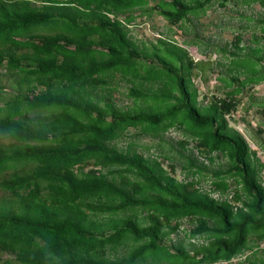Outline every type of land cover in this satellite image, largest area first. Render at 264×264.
Returning <instances> with one entry per match:
<instances>
[{"label":"trees","instance_id":"1","mask_svg":"<svg viewBox=\"0 0 264 264\" xmlns=\"http://www.w3.org/2000/svg\"><path fill=\"white\" fill-rule=\"evenodd\" d=\"M210 1L0 0V264H222L244 251L239 264H264V162L226 118L264 79V18L254 45L238 33L233 49L203 50L207 64L213 51L228 59L216 78L230 88L206 103L203 61L129 32L139 14L177 24ZM121 81L124 106L112 98ZM129 128L157 151L118 148Z\"/></svg>","mask_w":264,"mask_h":264},{"label":"rangeland","instance_id":"2","mask_svg":"<svg viewBox=\"0 0 264 264\" xmlns=\"http://www.w3.org/2000/svg\"><path fill=\"white\" fill-rule=\"evenodd\" d=\"M184 1L189 2V0ZM220 1L211 0L206 5L203 14L197 18L190 16V19L185 22L171 24L162 15L153 10L150 15L139 14L129 25V32L138 43L144 41L149 45L151 42H155L157 37L168 38L185 47L194 61L204 62L202 63L203 71L197 72V76L194 77V84L198 87L199 92L198 100H202L203 103L209 101L212 96L224 97V91L230 89L228 87L221 88L222 81L220 82L216 78L218 74L219 76L225 75L228 59L221 57L220 52L213 51L209 56L210 63L207 64L208 58L203 50L210 48L213 44L220 46L224 43H228V49H233L230 43H232L234 36L238 33L241 36V46H252L254 45L253 36L262 35L259 29L260 25L255 24V20L264 18V0H248L246 2L225 0L223 4H220ZM149 5L152 6L153 3L150 2ZM135 14H138V10L135 11ZM244 16H250L251 20L245 19ZM43 32H45L44 29ZM189 40L193 42L191 43ZM260 41L264 42V39H260ZM217 61L219 63H215ZM4 72V67L0 66V80L8 82L10 77L8 75L4 76ZM125 88V84L121 81L117 84L116 90L112 92L113 100L120 106L130 102L128 98L121 94V92H125ZM237 97L239 98V103L236 109L231 116L226 117L228 123L244 137L249 147L255 150L261 161L264 162V152L261 148L264 141V107L258 105L260 102L264 106V79L258 83L245 85L240 93L237 94ZM133 132L134 130L129 128V132L117 140L116 146L125 148L129 142H134L133 146L136 150L144 155L153 154L157 151L154 148L145 149L147 145L154 143L152 138L144 135L134 136ZM164 138L172 140V144L175 146V141L180 139L181 135L179 130L170 128L164 134ZM3 139L9 140L6 136ZM224 161V158L216 157L212 165L217 166L218 164H223ZM166 165L167 161H163V166L165 167ZM175 174L179 179L183 177L179 166L176 167ZM208 183L209 179L201 182L202 188L206 189ZM261 184L264 186V167L261 171ZM0 196H3L2 199H8L7 193L1 194L0 191ZM213 196H217V194L214 193ZM185 226L189 227V224L183 220L180 230L185 228ZM183 235V231H181L172 233L170 237L172 241H177L183 238ZM259 246L264 247V243L261 242ZM250 255V251H244L231 258L230 262L222 264H239V262L245 260V257ZM250 259H253V257L251 256ZM244 262L246 263V261Z\"/></svg>","mask_w":264,"mask_h":264}]
</instances>
